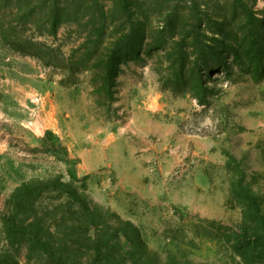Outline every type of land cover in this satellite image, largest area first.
Here are the masks:
<instances>
[{
	"label": "rangeland",
	"instance_id": "374dc122",
	"mask_svg": "<svg viewBox=\"0 0 264 264\" xmlns=\"http://www.w3.org/2000/svg\"><path fill=\"white\" fill-rule=\"evenodd\" d=\"M254 207L264 0H0V264H264Z\"/></svg>",
	"mask_w": 264,
	"mask_h": 264
},
{
	"label": "trees",
	"instance_id": "16d2710c",
	"mask_svg": "<svg viewBox=\"0 0 264 264\" xmlns=\"http://www.w3.org/2000/svg\"><path fill=\"white\" fill-rule=\"evenodd\" d=\"M251 202H253V199H252ZM254 210H256V212H255V217H256L258 223H259L260 225H263V224H264V216L258 212L257 207H254ZM244 234H245V232H244L243 230L240 229V230H239V235H244Z\"/></svg>",
	"mask_w": 264,
	"mask_h": 264
}]
</instances>
